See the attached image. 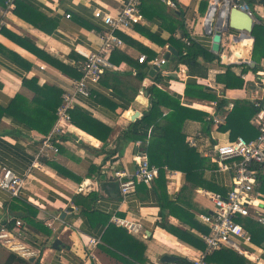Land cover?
<instances>
[{
  "label": "crops",
  "instance_id": "1",
  "mask_svg": "<svg viewBox=\"0 0 264 264\" xmlns=\"http://www.w3.org/2000/svg\"><path fill=\"white\" fill-rule=\"evenodd\" d=\"M124 1L0 0V169L8 167L24 178L21 197L38 207V217L50 230L48 234H43L33 231L24 232L26 229L20 230L19 227L13 230L7 229L3 222L9 218V209L4 203H10L12 197L8 192L0 189V234L11 237V240L24 251L26 257L40 256L42 264H129L105 250L101 246L104 244L102 240L95 248L88 246L90 237L102 239L109 222L114 223L112 220L114 216L128 218L138 226V230L126 229L128 233L146 244L145 259L142 264H170L171 262L160 260L163 254L179 257L192 255L196 258L203 251L181 241L157 224L160 220L159 196L152 183L144 186L138 183L123 194L118 180L112 178L115 171H121L127 174L124 180L129 179L128 175L135 169L134 155L139 140L129 142L118 157H116L119 155L117 152L114 160L106 158V152L115 147L120 132L149 109L151 101L146 87L152 82L156 72L162 74V81L158 84L160 88L179 97L182 104L208 112L207 122L187 120L183 123L186 141L189 136L197 132L201 134L198 136L197 147L202 162L209 164L203 169V176L196 177L192 182L182 170H178L173 179H167L169 199H175L181 206L180 217L186 216L183 211H187V215L208 229L197 218V213L211 212L213 209V204L205 192L225 195L231 188L233 180L230 171L220 169L214 154L215 145L218 142L233 140L235 135L252 139L258 131L254 121L257 112L253 114L251 111L247 112L246 117L232 122V127H228L226 117L239 100L254 102L255 99H262L264 102V73H262L264 72V2L248 0L256 21L253 37L242 38L243 33L232 29L224 31L221 51L215 53L211 50L212 35L205 30L206 13L215 0H178L179 8L173 0L171 1L174 4L162 0H148V3L155 1L156 4L159 3L158 5L162 2L166 3L167 5L163 7L169 16L162 18L153 13L149 19L143 14L139 26L145 28L144 30L155 38L165 40L166 43L161 44L148 33L137 29L136 24L119 31L117 34L123 39L124 44L118 49L131 59V63L124 60L113 63L116 68L103 75L93 96L77 94L76 97L75 106L86 110L113 128L108 145L102 151L103 141L72 123L67 133L60 137L62 141L58 144L59 152L38 157L37 152L48 135L32 129L27 124L38 120L30 118L27 112L43 106L42 102L37 106L32 102L35 96H38L35 87L39 84L55 86L63 94L73 91V81L76 79L52 64L49 59L60 60L70 68L75 64V56L83 59L79 49L98 48L101 44L100 34L107 25L94 16V10L102 8L115 14ZM222 2L223 0H219L217 4L220 5ZM219 12V8L215 10L213 15L215 20ZM67 14L71 16L67 17ZM169 17L174 20V25L170 23ZM181 21L184 22V27L180 26ZM184 32L195 37L197 42L210 52L219 55V58L208 63L210 69L207 75L197 77L196 80L210 88L217 99L227 101L222 108L218 107L217 100L185 95L186 83L192 78L186 65L180 64L176 68L177 60L173 59L167 60V63L161 66L154 63L155 60L166 58L169 45L179 53V49L169 41V38L174 36L178 40H185ZM123 34L130 40L124 39ZM256 40L259 44V46L256 44L258 49L255 47ZM151 51L155 56L146 62L151 67L149 75L140 81L136 76L134 64L140 62L138 57L141 55H145L147 59ZM236 58H241L240 63L236 62ZM248 65L257 66L259 68L257 73L250 69L246 70ZM154 66L159 68L151 74ZM228 67L244 79L242 88H226L224 83L216 81L217 74L225 72ZM25 80H28V84L24 83ZM110 83L116 85V88ZM44 93V90L40 92V94ZM55 93L57 94H53L52 98L57 102L60 96L58 92ZM19 94L28 102L22 105L25 111L23 120L19 119L21 116L6 112V108ZM110 102L115 106H110ZM230 103L233 104L232 107H229ZM163 110L165 113L169 111L167 107H163ZM134 111H139V116L131 119ZM212 114L221 121L208 120L207 117ZM42 158L65 166L80 180L57 172L55 168L43 162ZM93 166L96 167V171L89 175ZM256 167L259 168V174L255 194L261 202L259 207L264 215V167ZM99 171L104 175L101 178L97 175ZM85 186L89 189L80 190ZM91 192L99 194L93 210L100 215L85 214L74 200L77 194L86 196ZM106 217L109 219L104 222ZM180 217L168 216L167 219L195 235L205 233L201 229L190 227L188 223L184 224ZM249 217L256 221L254 216ZM245 230L248 239L243 240V245L252 254L251 258H254L252 262L264 264V243H255L250 232L246 228ZM56 239L60 240L57 248L53 247ZM131 262L134 264L133 261Z\"/></svg>",
  "mask_w": 264,
  "mask_h": 264
},
{
  "label": "trees",
  "instance_id": "2",
  "mask_svg": "<svg viewBox=\"0 0 264 264\" xmlns=\"http://www.w3.org/2000/svg\"><path fill=\"white\" fill-rule=\"evenodd\" d=\"M173 1L179 8V1ZM259 1L264 2V0ZM154 2L148 3V0H143L141 6L142 13L149 19L153 13L160 15L162 18H167L169 15L168 13H165V9L163 7V5L167 4L164 2L161 3L160 1L161 5H158L159 3L156 4V2ZM247 3L250 5V1L247 0ZM169 18L170 23L174 25V20L171 17ZM180 26L184 27V22L181 21ZM135 27L146 32L144 30L145 28L143 29L139 26V24H136ZM254 32L255 29L253 30V33ZM146 33L149 34V32ZM149 35L155 38L152 34ZM183 35L186 38H189V43H187L185 40H178L174 36H171L169 41L179 49L176 68H178L180 64L186 65L188 67V73L190 77H192L186 83L185 95L193 98L217 100L218 107L222 108L227 103V101L224 99H217L216 94H214L210 88L198 83L196 80L197 77L207 75V72L210 69L208 63H211L213 60L219 58V55L210 52L207 48L199 44V42L192 39L188 33L184 32ZM122 37L124 39L126 38V40L129 39V37L124 34ZM155 39H157L161 44L166 43L165 40H160L158 38ZM256 44H258L257 40L255 47L258 49L259 44L258 46H256ZM121 52L118 47H116L110 55L111 61L113 63H119L120 60H124L128 63H131V59ZM150 54L151 55H149L144 62H138V64H134L136 68V76L140 81H143L149 75V70L151 67L146 62L148 59L154 57L155 53L151 51ZM201 59L204 61H201ZM82 60L83 59L79 58L78 56H75V64L73 67L69 68L67 64L61 62L60 60L54 58L49 59L52 64L76 79H79L82 76V71L80 68V62ZM248 69L252 70L254 73H257L259 68L257 66L252 67L248 65L246 70ZM102 78L103 76L100 79L101 81ZM152 79V82L146 87L151 101L149 109L144 112L140 118L134 122H131L127 128H124L120 132L116 139L115 147L106 152V158L114 160L116 157L122 154L124 148L129 142L140 140L142 144L135 148L136 152H146L150 162L160 167L159 176L151 182L152 187L155 188L159 196L160 220L157 222V224L169 233L177 236L181 241L193 247L204 250L206 245L198 235L193 234L187 229L172 224L167 219L168 216L180 217L181 206L177 204L175 199H169L167 177L164 167L167 166L170 169L182 170L189 179L191 178L192 182H194L193 180H195L196 177L203 176V169L208 167L209 164L206 165L204 162H202L198 147H191L185 140L186 135L183 133V123L187 120L207 122L206 116L208 115V112L186 106L181 103L179 97L173 96L168 91L160 88L158 84L162 81L161 72H156ZM34 80L37 82L36 79ZM216 81L224 83L226 88H242L244 85V79L241 78V76L235 74L230 67H228L225 72L218 73L216 76ZM24 83L28 84V80H25ZM110 84L113 85V88H116V85L112 83ZM35 88L38 96H35L32 102L36 103V106L42 102L43 106L32 109V111L29 113L26 111L30 118L38 119L35 122H27V124L30 125L32 129L38 130L39 132L48 135L57 120L56 111L62 101V91L55 86L52 87L46 84L41 86L40 84L36 85ZM42 90L45 91L44 94H40ZM55 92H58V96H60L57 102H54V99L52 98L53 94H57ZM94 93L95 91L92 92L91 96H93ZM25 104H28L27 99H25V97L20 94L16 95L10 105L6 108V112L8 114H16L21 116L19 119L23 120V112L25 113L23 106ZM109 104L112 107L115 106L113 102H110ZM163 107H167L169 111L165 113ZM263 107V101L261 106H255L254 102H250L248 100L237 101L232 111L227 114L226 120L228 122V127H232V122L235 120L246 117L247 112L251 111V114H253L258 112ZM70 117L73 124L103 141L104 145L101 150L103 151L105 149L113 133V128L111 126L98 120L89 112L78 106H74L70 110ZM225 128H227V126ZM258 133L259 128L254 135L257 136ZM236 137L237 135L234 136V138ZM117 152L119 155L115 157ZM42 161L52 166L57 170V172L63 175L80 180V178L75 173L71 172L58 162L49 160L47 158H42ZM95 171L96 167L93 166L89 171V175H92ZM97 175L100 178L104 176L100 171L97 173ZM139 185L144 186L145 183H139ZM98 198L99 194L97 192H91L86 196L83 194H77L74 196L76 204L81 206L82 211L87 215L95 213L100 215L99 212L93 210V205L98 200ZM4 206L9 209V218L3 222V225H5L7 229H17L16 222L19 220L22 222V226L19 228L20 230L26 229L24 232L33 231L36 233L42 232L43 234H48L50 232L46 226L47 224L38 217V207H36L32 202H29L25 198L21 197V195L12 197V201L10 203L5 202ZM183 212L184 215L186 214V216H182L180 219L184 224L188 223L187 225H191L190 227H194L199 230L201 229L205 232L208 230L205 229L201 223L194 221L191 216L187 215V211ZM104 219V222H107L109 218L106 217ZM240 222L250 232L251 238L255 243H264V224H261L257 220H253L249 216H241ZM101 240L104 243L101 244V246L105 250L114 256L127 261L129 264H132L131 261H133L134 264H142L143 260L145 259V242L128 233L127 229L124 227L117 226L116 224L109 222V225L104 231ZM178 262L181 264H193V262L186 256L179 257ZM205 262L207 264H254L244 255L239 254L237 251L231 248H221L219 250H215L211 254H207L205 256ZM3 264L42 263L40 256H35L34 259H30L25 258L16 252L10 251Z\"/></svg>",
  "mask_w": 264,
  "mask_h": 264
},
{
  "label": "built area",
  "instance_id": "3",
  "mask_svg": "<svg viewBox=\"0 0 264 264\" xmlns=\"http://www.w3.org/2000/svg\"><path fill=\"white\" fill-rule=\"evenodd\" d=\"M143 0H125L122 7L115 14L105 11L102 8L94 10V16L107 25L101 36V44L94 50H81L79 53L83 56L80 62L82 76L73 81V91L62 94L61 104L58 106L56 114L57 120L51 130L42 142L37 152L38 157L50 156L51 153H58V144L62 141L61 136L65 135L72 126L70 110L75 106L77 94L91 96L92 92L100 84L101 77L110 70L115 69V65L110 59V55L116 47L124 44L123 39L117 34L143 20L142 13ZM174 4L171 0H162ZM219 2L215 0L214 4ZM232 4L249 12H252L250 5L233 0ZM67 14V17H70ZM192 39H197L191 36ZM189 43V38H184ZM140 62L146 60L145 55L138 57ZM240 63L241 58L235 59ZM156 65L161 66L167 63L166 58L155 60ZM264 82V80H263ZM255 106L262 105V99L254 100ZM232 107L233 104H228ZM208 120L220 122L221 119L214 114L207 117ZM259 128V133L252 139L243 136H237L233 140L218 142L214 147V154L219 162L221 170L230 171L233 174L232 186L224 195L215 192H205L206 196L213 204L211 212H199L197 218L208 227V232L201 233L200 239L205 243V249L199 256H188L193 264H207L205 256L221 248H231L239 254L244 255L252 261V254L243 245V240L248 239V233L240 222L241 216H254L260 223L264 224L263 211L260 209V203L255 188L258 184L259 168L264 167V107L255 115L254 120ZM196 133L187 138L191 147L198 146V136ZM142 142L137 141L140 146ZM135 169L128 175L124 172L115 171L113 179L119 182L120 190L123 194L127 193L138 183L150 184L160 174V167L152 164L144 151H137L134 155ZM167 179L171 180L177 174L178 170L164 167ZM24 187V178L8 167L0 169V189L5 190L11 197L20 196ZM89 189L87 186L80 190ZM114 224L125 227L129 230H138L135 222L128 218L113 217ZM17 227L22 226L21 221L16 222ZM101 243V238L90 237L88 241L89 248H95ZM192 257V258H191ZM170 264H181L178 261Z\"/></svg>",
  "mask_w": 264,
  "mask_h": 264
},
{
  "label": "water",
  "instance_id": "4",
  "mask_svg": "<svg viewBox=\"0 0 264 264\" xmlns=\"http://www.w3.org/2000/svg\"><path fill=\"white\" fill-rule=\"evenodd\" d=\"M240 3H246V0H238ZM220 10L218 18L215 20L213 15L216 9ZM256 25L255 18L252 12L247 10H243L232 4L231 0H223V2L219 5L210 4L209 10L206 13L205 20V30L206 33L212 35V44L211 50L215 53H220L221 51V41L224 31H228L230 29L239 31L242 34V38H251L253 37V30ZM178 51L171 45L168 46V53L166 55V59L177 60ZM254 65L255 62L253 61ZM159 67L154 66L151 70V74L153 71L158 69ZM262 73H264L262 71ZM139 116V111H134L131 115V119H135ZM60 243L59 239L54 241L53 247L57 248ZM30 259H34L31 257ZM162 262H176L179 260L178 255L173 254H163L160 258Z\"/></svg>",
  "mask_w": 264,
  "mask_h": 264
},
{
  "label": "rangeland",
  "instance_id": "5",
  "mask_svg": "<svg viewBox=\"0 0 264 264\" xmlns=\"http://www.w3.org/2000/svg\"><path fill=\"white\" fill-rule=\"evenodd\" d=\"M0 236V264H3L10 251L16 252L25 258H29L25 256V253L20 246L11 240V237L7 236V234H0Z\"/></svg>",
  "mask_w": 264,
  "mask_h": 264
}]
</instances>
